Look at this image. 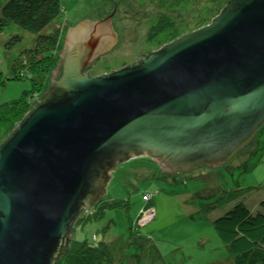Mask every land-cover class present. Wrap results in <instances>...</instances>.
Masks as SVG:
<instances>
[{
	"label": "water",
	"instance_id": "1",
	"mask_svg": "<svg viewBox=\"0 0 264 264\" xmlns=\"http://www.w3.org/2000/svg\"><path fill=\"white\" fill-rule=\"evenodd\" d=\"M110 16L67 28L50 77L59 91L0 142V264H52L117 162L215 167L264 123V0H228L208 25L91 75L116 42Z\"/></svg>",
	"mask_w": 264,
	"mask_h": 264
},
{
	"label": "rangeland",
	"instance_id": "2",
	"mask_svg": "<svg viewBox=\"0 0 264 264\" xmlns=\"http://www.w3.org/2000/svg\"><path fill=\"white\" fill-rule=\"evenodd\" d=\"M5 1L0 0V16ZM217 2L61 0L63 10L50 25L58 28L64 41L68 27L83 19L100 21L111 14L116 42L96 55L85 69L91 75H99L135 63L139 55L167 44L162 35L148 37L150 28L160 26L164 18L188 32L202 23L208 25L216 16L220 5ZM34 40L35 34L11 22L0 31V104L28 92L31 108L50 87L52 72L45 79L36 74L32 78H10L13 59L31 47ZM157 163L143 153L117 162L108 173L105 195L78 215L79 219L85 215L88 218L80 224L76 219L70 242L75 239L97 246L107 244L110 256L103 260L104 264H233L226 245L214 230L213 220L237 202L264 214V123L218 166L167 172ZM147 197L149 201L144 200Z\"/></svg>",
	"mask_w": 264,
	"mask_h": 264
},
{
	"label": "trees",
	"instance_id": "3",
	"mask_svg": "<svg viewBox=\"0 0 264 264\" xmlns=\"http://www.w3.org/2000/svg\"><path fill=\"white\" fill-rule=\"evenodd\" d=\"M180 1L175 0V3ZM185 1L186 3L191 2V0H183V2ZM227 1L218 0L217 4L220 5L216 8L215 14L225 6ZM61 10H63L61 0H6L2 4L0 31L7 22H11L20 29L35 34L32 46L25 48L21 54L13 59L10 67V78H26L28 76L32 78L33 74H36L42 75V78L45 79L48 74L56 69L60 60L59 52L64 48V41L59 36L58 28L50 24ZM204 24L202 23L200 26ZM155 26L150 28L149 36H147L150 39L162 35L166 40L165 43L188 32L183 26L168 18H164L160 26ZM200 26L195 27L194 30ZM44 29H48L47 32H43ZM26 59H28V63L24 64ZM58 91L59 88L51 83L46 96L54 95ZM30 97L31 93L24 92L19 99L0 104V136L11 125L12 131L13 125L18 123L31 109L28 104ZM17 118L20 119L15 122ZM8 134L6 133L0 138V142ZM87 218V215L78 218L77 224L84 222ZM213 227L218 238L226 245L233 264H264L263 213L252 212L243 202H237L213 220ZM108 256H110V252L105 243L97 246L86 241L72 239L70 244L62 249L59 257L53 259L52 264H104L103 260Z\"/></svg>",
	"mask_w": 264,
	"mask_h": 264
},
{
	"label": "flooded vegetation",
	"instance_id": "4",
	"mask_svg": "<svg viewBox=\"0 0 264 264\" xmlns=\"http://www.w3.org/2000/svg\"><path fill=\"white\" fill-rule=\"evenodd\" d=\"M53 75H55L54 72H52V76H53ZM55 76H56V75H55ZM161 162L164 163L165 165H167V166H169V167L171 168V165H169V163L164 162V161H162V160H161Z\"/></svg>",
	"mask_w": 264,
	"mask_h": 264
},
{
	"label": "crops",
	"instance_id": "5",
	"mask_svg": "<svg viewBox=\"0 0 264 264\" xmlns=\"http://www.w3.org/2000/svg\"><path fill=\"white\" fill-rule=\"evenodd\" d=\"M152 208H153V206H152ZM154 209V208H153ZM155 211V210H154ZM155 217H156V215H155ZM155 217H153V219L155 218Z\"/></svg>",
	"mask_w": 264,
	"mask_h": 264
},
{
	"label": "bare ground",
	"instance_id": "6",
	"mask_svg": "<svg viewBox=\"0 0 264 264\" xmlns=\"http://www.w3.org/2000/svg\"><path fill=\"white\" fill-rule=\"evenodd\" d=\"M150 199H147L146 201H149Z\"/></svg>",
	"mask_w": 264,
	"mask_h": 264
},
{
	"label": "built area",
	"instance_id": "7",
	"mask_svg": "<svg viewBox=\"0 0 264 264\" xmlns=\"http://www.w3.org/2000/svg\"><path fill=\"white\" fill-rule=\"evenodd\" d=\"M148 199V197L146 198V200ZM148 219H150V218H148Z\"/></svg>",
	"mask_w": 264,
	"mask_h": 264
}]
</instances>
